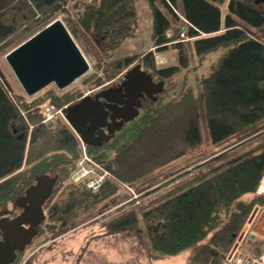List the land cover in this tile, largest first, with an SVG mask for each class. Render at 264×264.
<instances>
[{
  "label": "trees",
  "instance_id": "obj_1",
  "mask_svg": "<svg viewBox=\"0 0 264 264\" xmlns=\"http://www.w3.org/2000/svg\"><path fill=\"white\" fill-rule=\"evenodd\" d=\"M65 1L0 0V53L50 22ZM79 1L81 9H76L72 25L89 35L103 54L135 31V0ZM148 3L154 49L111 59L105 71L110 76L137 60L165 86L170 77L189 66V50L204 57L224 47L208 73L200 75L197 90L188 86L165 100L167 90L163 87L156 99L141 98L139 114L129 126L125 123L102 145H87L88 152L103 166L102 172L106 171L99 190L93 192L84 181L73 183L68 179L81 154L70 126L62 119L47 126L36 110L28 109L25 117L21 109L45 100L46 94L63 105L74 98L75 89L59 92L53 87L32 100L17 95L20 107L10 97L8 83L0 79V206L23 194L37 174L56 172L59 182L47 209V229L52 236L90 218L95 209L104 211L105 206L118 203L119 212L99 219L100 232L96 235L131 230L139 239L145 236L143 245L151 261L188 251L186 264H223L249 209L258 201L264 202V196L255 194L264 173V41L256 37L264 34V7L253 0ZM169 29L173 32L167 35ZM168 45L177 51V63L156 66L154 50ZM201 123L213 146L227 147L229 141L249 137L227 148L221 156L224 159L215 166L203 168L210 158L196 165V174L185 171L159 187L160 182L155 181L164 166L172 169L181 161L180 170L203 156L196 150L205 138ZM258 138L256 145L231 155L245 141ZM190 149L195 153H189ZM127 183L138 190L159 184L153 189L155 193L143 196L141 203L132 201L120 210L125 201H119L116 193ZM253 241L258 246V240ZM261 246L263 250L262 239ZM86 247L87 243L78 254ZM256 252L252 255H259L261 247ZM20 258L10 264H18Z\"/></svg>",
  "mask_w": 264,
  "mask_h": 264
},
{
  "label": "rangeland",
  "instance_id": "obj_2",
  "mask_svg": "<svg viewBox=\"0 0 264 264\" xmlns=\"http://www.w3.org/2000/svg\"><path fill=\"white\" fill-rule=\"evenodd\" d=\"M135 1L138 7V20L136 23L135 31L131 36L124 38L118 45H116L112 49H107L105 54H103V52H101L96 47L94 41L89 35H86V33L82 32L81 28L78 25H74V26L72 25L74 13L77 11L76 9H81L82 1L66 0L63 4L62 9L58 10L55 13L54 18L59 17L63 20L69 32L71 33L73 39L75 40V42L81 49L84 57L86 58L87 62L89 63V68L87 69V71L81 74L80 76H78L74 81H72L69 85H67L64 88H58L54 83H50L32 95L26 94V92L23 90L22 86L18 82L17 78L15 77L14 73L12 72L10 66L8 65L5 59V53L8 52V50L6 52L0 53V75H1L0 79L8 83V85L11 88L10 92L13 98L18 102L20 107H21V103L20 100L17 98V95H20L23 98H26L27 100H32L33 98L42 96L46 91H49V89L53 87H55L56 91L59 92L66 91L68 89H75V94L78 91H87V93L89 94V92H91L92 90H96L101 86H107L116 79L120 78L128 68L133 66L135 63L140 62L135 60L126 68H123L122 70L120 69L119 71L115 72L110 76L105 71L106 63L111 59L120 57L122 55L131 54L133 52L141 53L147 50L154 49L151 43L152 41L150 39L151 13L149 9L148 0H135ZM175 11L180 18L181 16L179 14L180 12L178 11V9H175ZM223 12H224V8H223ZM75 21L77 22L76 19ZM182 26L183 24H181V27ZM69 28L70 29L72 28L73 32L70 31ZM172 32H173L172 29L166 30L167 35H170ZM256 37L264 41L263 33L257 34ZM187 40L189 39H186L184 41ZM224 50H225L224 47H219L207 53L204 57H198L194 54H191L189 50V60H188L189 66L186 68H182L178 73L170 77L171 80L169 82H166V85L164 86V90L166 89L167 91L164 92V94L166 95L164 99L166 100L169 97H172L173 95H177V93H180L183 89H186L188 86H192L193 89L196 91L197 83L200 80L199 78L200 75L203 74L206 75V73H208L210 66L214 63V61H216L218 56ZM176 52L177 51L172 47V45H168V47H166L163 50H157V51L154 50L153 54H154L155 65L165 66V65L177 63ZM141 68L146 70L144 65H141ZM45 96L48 97H46V99L43 101L48 100V103L52 104L53 100L51 95L46 94ZM36 103L38 104V101ZM37 104H32L27 109L21 107V109L24 113H26V111L31 108H32L31 111L32 110L34 111L36 110L35 106ZM55 104H52L54 108L62 106V104L60 105L59 104L55 105ZM60 119L64 120L70 126L64 115L63 116L59 115L56 118L57 121ZM130 123L131 121L127 123V126H129ZM201 124H202V128H201L202 133L205 134V138L202 143V146L196 150L203 153V156L198 157L196 160L193 161L194 163H191L188 166L185 165L186 167H183L180 170L177 169L183 164L181 161L178 162L177 165L172 169H169L164 166V168L161 169L160 177L157 178L155 181V182L157 181L160 182L161 185H159V187L160 186L163 187L162 184L168 182L170 179H174L180 176L185 171H188L189 173L193 171L192 174H196V172H198V170L195 169L196 165L204 163L210 158L212 159H210L208 163H204L207 165L203 166V168L208 166H215L224 159L221 156L227 151V148H230L233 145H236L238 142H241L249 137V136L245 137L244 139L237 142L229 141L231 144H229L227 147L213 146L209 144V141L206 138L204 124L203 123ZM70 128L72 129L71 126ZM262 130H264V128ZM73 132L76 134L77 139L79 141L81 154L76 162L77 164L75 168L72 170L68 179L73 183H78L81 180L74 181L72 178L73 174H74L73 175L74 178H77L81 174L85 175L84 169L94 170L90 172V174L97 172L100 173L103 170V166L98 162L97 159H95L88 152L87 145L80 140V137L77 135V133L74 130ZM127 133L130 134V130H128ZM259 140L260 138L256 140L245 141L242 145L234 149L231 155H237L242 153V151L250 148L253 145H256ZM82 142L84 143V145H86L85 146V149L87 151L86 153L83 151ZM189 153H195V151L193 149H190ZM263 177H264V173L261 176L255 188V194H257L258 196H264V189L259 190L260 189L259 187H261L262 183H263L262 187L264 188ZM149 184L150 183H148V185ZM158 184L159 183L149 185L140 190H138V188H135V186L129 185L128 183L124 184L122 187L119 188L120 191L116 193V198L119 201L120 200L125 201L123 202V204H121L120 210H123L125 207L127 208L128 206H130L132 201H134L135 203H139V202L141 203V201L144 199L143 196H148L156 192L153 191V189ZM137 192L138 194L140 193L141 195L139 196ZM133 193L136 195V198H132V195H134ZM120 195H122V197ZM103 210L104 211H102V208L101 209L99 208V211L95 209V213L92 214L90 218L88 219L83 218L84 220L81 219L73 227L67 230H63L57 239L53 240L52 242H50V244L41 247L38 249V251H36L33 257H31L32 260L30 264H167L165 257L153 258L151 261L149 259V254L147 253L146 248L143 245L144 238L142 237L145 236L141 235L139 239L136 233L135 232L133 233L131 230H123L115 234H109V235H96V233L100 232L99 219L108 217L113 213L119 212L118 203L114 206L111 204L105 206ZM248 220L251 223L249 229L253 231L254 234L258 235V233H261L262 222L264 221V202L258 201L251 206L245 218V221L243 222V225L241 226L240 230L238 231L235 239L233 240L229 248L238 247L239 250H241L244 254L247 253L256 254L257 249L258 251H260V247L262 251L261 239L257 236L251 237L250 235H247L248 234L247 231L245 234H243L244 230L248 227L249 224ZM248 237L257 239L258 246L255 247L254 245L253 240L255 239L251 240ZM38 242L39 241H35L32 247L24 251L23 253L24 257L22 256L20 258L18 264H23V261L26 259L25 256L31 253L38 246ZM86 243H87L86 249L82 251L81 254H78V252H80V250L82 249L83 246L86 245ZM225 256L222 261L223 264H225L224 263V259L226 258ZM31 258H27V259L30 260ZM171 264H186L185 256L181 254L179 259L174 258Z\"/></svg>",
  "mask_w": 264,
  "mask_h": 264
},
{
  "label": "water",
  "instance_id": "obj_3",
  "mask_svg": "<svg viewBox=\"0 0 264 264\" xmlns=\"http://www.w3.org/2000/svg\"><path fill=\"white\" fill-rule=\"evenodd\" d=\"M253 1L264 7V0ZM5 59L28 95L51 82L63 88L89 68L81 49L59 17L10 49ZM163 86V80L155 81L138 62L125 72L119 85L107 86L94 96L85 95L69 104L65 117L85 143L101 145L139 114L138 97L142 92L155 99V93ZM56 179L57 175L37 174L26 193L15 199L23 207L21 212L12 217H0V264L12 262L16 252L23 250L36 233V226L43 217L40 203L49 195Z\"/></svg>",
  "mask_w": 264,
  "mask_h": 264
},
{
  "label": "flooded vegetation",
  "instance_id": "obj_4",
  "mask_svg": "<svg viewBox=\"0 0 264 264\" xmlns=\"http://www.w3.org/2000/svg\"><path fill=\"white\" fill-rule=\"evenodd\" d=\"M125 74V73H124ZM124 74L120 77V78H118V79H116L115 81H113L112 83H110V84H108V86L109 85H112V86H117V85H119V83L122 81V79H123V76H124ZM153 76V75H152ZM154 78V77H153ZM154 80H157V79H154ZM106 86H101L100 88H97L96 90H92L91 92H89V94L88 95H91V96H94L100 89H102V88H105ZM78 93V92H77ZM77 93L74 95V98H72L69 102H67V104L68 103H74L75 101H77V100H79V97H76L77 96ZM159 92H157V93H155V96H157V94H158ZM142 94L143 95H140L139 97H138V100L140 101V106H141V98H143V97H148L144 92H142ZM148 98H151V97H148ZM100 100H102V98L100 97L99 98ZM152 99V98H151ZM53 102V101H52ZM119 105H122V104H119ZM139 111H140V107H139ZM103 128H107V126H104ZM118 131V130H117ZM76 132V131H75ZM116 132V131H115ZM114 132V133H115ZM113 133V134H114ZM113 134H112V136H113ZM111 136V137H112ZM110 137V138H111ZM102 145V144H101ZM50 174H55L56 172H49ZM59 176V175H58ZM32 182H34V180L32 181ZM31 182V183H32ZM57 182H59V177H58V179L54 182V185H53V188H52V191H51V193H49V195L44 199V203L42 204V209H43V217L40 219V221L38 222V224H37V226H36V229H37V231H36V233L34 234V236L31 238V240H30V242L29 243H27L26 245H25V248H24V250H22V251H17V253H16V257L17 256H20V257H24V254H22V253H24V251L25 250H28L30 247H32L33 246V244H34V242L35 241H39L38 242V246L32 251V252H35V251H38V249L39 248H41V247H44V246H46V245H48V244H50V242H52L53 240H55V239H57L59 236H52L53 234L51 233V231L50 230H48L47 229V222H48V217H47V209H48V207H49V204L50 203H52V200H53V198L55 197V190H56V183ZM30 183V184H31ZM54 195V196H53ZM15 199H16V196H15V198H13L12 200H10V201H8L7 203H6V205H1L0 206V217L1 216H4V215H8L9 217H12V216H14V215H16V214H18L19 212H21V210H22V206H20L16 201H15ZM27 204H28V202H26ZM28 224H24V226H27ZM58 232H60V231H58ZM58 232H56V234L58 233ZM32 252L31 253H29V254H27L26 256H25V260L23 261V264H26V262H27V258L30 256V254H32ZM16 257H15V259H16ZM14 259V260H15ZM12 263V262H11ZM10 264V263H9Z\"/></svg>",
  "mask_w": 264,
  "mask_h": 264
},
{
  "label": "bare ground",
  "instance_id": "obj_5",
  "mask_svg": "<svg viewBox=\"0 0 264 264\" xmlns=\"http://www.w3.org/2000/svg\"><path fill=\"white\" fill-rule=\"evenodd\" d=\"M184 31H182L181 33H180V36H181V38H183L184 37ZM151 73V72H150ZM154 79V78H153ZM74 81V80H73ZM155 81H159V80H155ZM51 83H54V82H51ZM71 83V82H70ZM69 83V84H70ZM50 84V83H49ZM55 84V83H54ZM68 84V85H69ZM56 85V84H55ZM57 86V85H56ZM67 86V85H66ZM66 86H64V87H66ZM58 87V86H57ZM63 87V88H64ZM59 88V87H58ZM103 89V88H102ZM24 90V89H23ZM101 90V89H100ZM160 92V91H159ZM77 93V92H76ZM81 94V91H78V93H77V96L76 97H79V95ZM10 97L12 98L13 96L12 95H10ZM156 98H157V96H156ZM155 98V99H156ZM13 99V98H12ZM48 103V100L47 101H42V102H40V103H38L36 106H35V109H36V112L41 116V120H42V122L45 124V125H47V126H52L57 120H56V118L60 115V116H63L64 115V117H65V109H66V107L69 105V104H72V103H65V104H63L62 106H59V107H56V108H54V110H56V109H60V111H56L55 113H54V115L50 118V119H48V120H43V115H42V113L40 112V105L41 104H43V103ZM49 105H52V104H55L54 102H52V104H50V103H48ZM56 105V104H55ZM53 106V105H52ZM58 106V105H57ZM120 106H122V105H120ZM32 109V108H31ZM58 113H59V115H58ZM23 114H24V116H25V113L23 112ZM26 117V116H25ZM66 118V117H65ZM117 118H119V117H117ZM67 120V119H66ZM68 121V120H67ZM69 123V122H68ZM71 126V125H70ZM104 126H107V125H104ZM104 126H102V127H104ZM73 129V128H72ZM97 129V128H96ZM74 130V129H73ZM75 131V130H74ZM76 133H77V135L80 137V140L81 141H83L82 139H81V136H80V134L76 131ZM84 142V141H83ZM82 142V144H83V151L86 153L87 151H86V149H85V146L86 145H89V144H87V143H85L86 145H84V143ZM85 170V175L84 174H81L80 176H78L77 178H74V174L72 175V178H73V180L74 181H78V180H81V181H84L85 182V185H86V187L87 188H89L91 191H93V192H96L97 190H99V188H100V186H101V184H102V179H103V176H104V174L106 173V171H104V172H97V173H91L90 174V172H92V171H94V170H90V169H84ZM43 174V173H42ZM47 174H49V173H47ZM50 175V174H49ZM54 175H57V174H54ZM57 177H58V175H57ZM96 179V182H97V186L96 187H93V186H90L88 183H89V181H91V180H95ZM263 179H264V177H263ZM57 180V179H56ZM55 180V181H56ZM35 182V181H34ZM33 182V183H34ZM32 184V183H31ZM54 185V184H53ZM262 185H263V183L261 184V187H259L260 189L259 190H262V189H264L263 187H262ZM30 185H28L25 189H24V192H23V194H25L26 193V189L29 187ZM260 186V185H259ZM52 188H53V186H52ZM51 191H52V189H51ZM51 193V192H50ZM23 194H21V195H19V196H17V197H21ZM44 203V200L40 203V208H41V211H43V209H42V204ZM248 223H249V220H248ZM261 233H263L264 234V228L263 227H261ZM247 235H250L251 237H255V236H257V237H259L257 234H254L253 233V231H251V232H248V234ZM260 238V237H259ZM260 239H262V238H260ZM232 249V247L228 250V252L230 251ZM24 250V249H23ZM20 251H22V250H20ZM227 252V253H228ZM17 253V252H16ZM247 255H250V256H254V255H252V254H248L247 253ZM258 256V255H257ZM226 258L224 259V263H225V260H227L229 257L227 256V254H226V256H225ZM14 261V260H13ZM12 261V262H13ZM9 263H11V262H9ZM8 263V264H9ZM226 264V263H225Z\"/></svg>",
  "mask_w": 264,
  "mask_h": 264
},
{
  "label": "built area",
  "instance_id": "obj_6",
  "mask_svg": "<svg viewBox=\"0 0 264 264\" xmlns=\"http://www.w3.org/2000/svg\"><path fill=\"white\" fill-rule=\"evenodd\" d=\"M56 111H60V109L54 110L52 105H49L47 102L40 105V112L43 115V120L50 119ZM90 186L96 187L97 182L95 180H91L88 183ZM136 197V195H133ZM251 223L249 222L248 227L244 230L243 234L247 232H251L250 228ZM262 227L264 228V221L262 222ZM258 236L263 240V250L258 256H250L244 254L238 247H232V249L227 253L229 257L225 260L226 264H264V234L258 233Z\"/></svg>",
  "mask_w": 264,
  "mask_h": 264
},
{
  "label": "crops",
  "instance_id": "obj_7",
  "mask_svg": "<svg viewBox=\"0 0 264 264\" xmlns=\"http://www.w3.org/2000/svg\"><path fill=\"white\" fill-rule=\"evenodd\" d=\"M181 254H183L185 256V258H186L187 254H188V251L182 252ZM181 254H179V256H177V257L166 258L167 264H171L174 258H178L179 259Z\"/></svg>",
  "mask_w": 264,
  "mask_h": 264
}]
</instances>
